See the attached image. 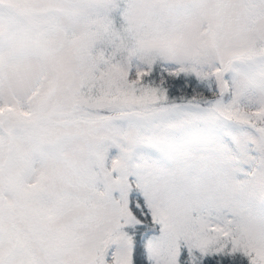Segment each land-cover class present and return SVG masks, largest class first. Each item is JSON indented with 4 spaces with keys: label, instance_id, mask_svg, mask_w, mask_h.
I'll use <instances>...</instances> for the list:
<instances>
[{
    "label": "snow or ice",
    "instance_id": "obj_1",
    "mask_svg": "<svg viewBox=\"0 0 264 264\" xmlns=\"http://www.w3.org/2000/svg\"><path fill=\"white\" fill-rule=\"evenodd\" d=\"M0 264H264V0H0Z\"/></svg>",
    "mask_w": 264,
    "mask_h": 264
}]
</instances>
